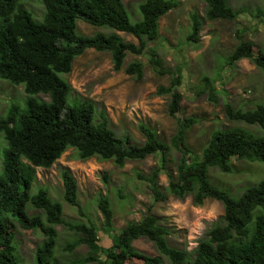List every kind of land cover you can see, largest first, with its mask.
I'll return each mask as SVG.
<instances>
[{
    "label": "trees",
    "instance_id": "trees-1",
    "mask_svg": "<svg viewBox=\"0 0 264 264\" xmlns=\"http://www.w3.org/2000/svg\"><path fill=\"white\" fill-rule=\"evenodd\" d=\"M26 1L0 0V79L23 87L27 96L22 107L11 105L0 117V134L6 143L0 169V264H20L14 242L16 225L26 231L38 230L43 236L33 264H60L54 259V249L55 227L61 225L79 235L66 244V252L80 246L87 248L84 258L69 264H163L161 258L149 257L134 248L133 242L140 238L151 242L170 264H264V176L239 196H232L209 178L211 168L230 173L233 159L264 162V136L242 128L216 130L197 156L186 143V134L195 121L184 119L168 144L155 131L140 125L145 141L134 145L127 137L116 135L105 111L97 110L93 102L71 101V86L63 78L72 71L74 60L92 49L110 53L114 72L123 70L141 80L143 64L134 61L124 67L125 56L143 55L148 43L158 38L160 18L178 6L177 0H144L139 4L141 20L136 23L130 22L122 0H40L44 7L41 21L22 7ZM203 1L208 21H234L239 16L227 0ZM78 21L131 35L138 45L124 42L115 33L80 35ZM189 22L187 42L196 44L203 22L196 12L189 15ZM235 34L238 44L226 57L225 66L246 59L264 74V53H255L252 42L243 40L239 32ZM149 64L157 75L170 76L168 87H159L156 94L170 97L167 113L175 119L181 110L182 71L165 70L153 54ZM203 82L198 94L207 93L210 102H217L215 82L208 78ZM39 95L48 97V101ZM225 115L230 121L264 131V105L233 110L227 104ZM69 149L75 150L80 160L98 158L112 161L118 168L128 161L158 156V165L149 175H136L146 183L152 201L139 222L116 230L111 202L107 196H100L97 209L103 221L98 229L82 211L76 181L67 169L61 172L62 199L75 207L85 222L66 223L62 204L52 200L46 189L32 193L35 169L51 168ZM172 152L179 154L174 171L168 169ZM162 174L167 179L166 187L159 183ZM189 195L196 206L212 199L224 210L221 223L213 224L198 240L192 259L185 251L169 246V230L152 214L154 204L165 202L168 196L184 199ZM28 206L41 211L43 217L30 215ZM99 232L109 239L108 247L100 244Z\"/></svg>",
    "mask_w": 264,
    "mask_h": 264
},
{
    "label": "rangeland",
    "instance_id": "rangeland-1",
    "mask_svg": "<svg viewBox=\"0 0 264 264\" xmlns=\"http://www.w3.org/2000/svg\"><path fill=\"white\" fill-rule=\"evenodd\" d=\"M131 23L141 20L139 4L144 0H122ZM178 6L159 20L158 38L149 42L147 50L141 56L126 54L124 67L136 61L143 64V77L136 80L124 71L114 72L109 52H96L88 49L73 62L72 71L63 78L71 86V101L89 100L97 110H104L110 127L116 135L127 137L134 145L145 141L140 132V125L155 131L161 141L169 143L176 134L179 124L184 119H193L195 123L186 134L189 149L197 156L209 142L210 135L216 130L242 128L254 134L264 136V131L256 126L230 121L225 115V105L233 110L253 109L264 105V74L249 61H238L234 66H225V60L232 53L238 41L236 32L245 41L254 45L255 53H264V0H227L228 5L239 11L234 21H208L204 17L206 4L203 0H177ZM33 18L41 21L44 7L40 0L22 3ZM196 12L202 19L203 26L199 42H187L191 33L189 15ZM77 33L92 36L96 33L117 34L124 42L138 45V40L126 33L113 31L108 27H93L82 21L77 22ZM151 54L170 72L183 74V84L179 88L182 94L181 110L176 118L167 113L170 97L156 94L159 87H168L170 76H159L149 64ZM215 82L217 102L212 103L207 93L198 94L204 87V79ZM26 95L23 87L14 86L0 79V117H3L11 105L22 107ZM41 100L48 97L39 95ZM6 143L0 134V169L1 155ZM158 156H149L143 161H128L123 168H118L112 161L91 158L80 160L75 150H67L49 169H35L36 179L32 193L40 188L48 191L49 197L63 206L62 218L66 223L85 222L86 218L78 215L75 207L69 206L62 199L63 185L61 172L69 170L77 184L78 201L85 216L101 229L102 215L97 209L100 196H107L114 212L113 224L116 230L127 223L139 222L151 205V194L146 183L137 179L138 173L149 175L158 165ZM179 154L172 152L168 169L174 171ZM264 176V162H246L233 159L230 173H222L218 168L209 170L213 184L239 196L247 187L256 185ZM106 178V181L104 180ZM162 187L167 186V179L162 174L159 178ZM30 215L41 211L31 210ZM152 214L169 230L167 238L170 247L185 251L193 258L191 240L202 239L211 226L221 223L224 215L223 205L215 200L206 199L200 206L193 203L192 195L184 199L168 196L163 203L154 204ZM203 225V227H198ZM57 232L54 259L60 264H69L87 255V248L78 247L73 252H66L67 243L74 242L79 235L64 226H56ZM100 244L110 245L109 239L99 232ZM43 240L38 230H22L16 225L15 245L20 264H33L35 252ZM135 249L149 257L161 258L163 264H170L161 256L154 245L144 238L133 242ZM128 264H138L130 262Z\"/></svg>",
    "mask_w": 264,
    "mask_h": 264
},
{
    "label": "clouds",
    "instance_id": "clouds-1",
    "mask_svg": "<svg viewBox=\"0 0 264 264\" xmlns=\"http://www.w3.org/2000/svg\"><path fill=\"white\" fill-rule=\"evenodd\" d=\"M198 227H203V225H198ZM190 246L191 247H196V241H195L194 238L191 240Z\"/></svg>",
    "mask_w": 264,
    "mask_h": 264
},
{
    "label": "crops",
    "instance_id": "crops-1",
    "mask_svg": "<svg viewBox=\"0 0 264 264\" xmlns=\"http://www.w3.org/2000/svg\"><path fill=\"white\" fill-rule=\"evenodd\" d=\"M240 61H248V60H246V59H242V60H240Z\"/></svg>",
    "mask_w": 264,
    "mask_h": 264
}]
</instances>
